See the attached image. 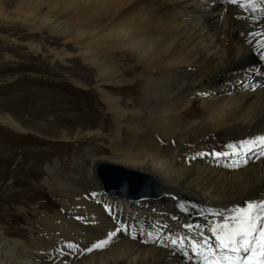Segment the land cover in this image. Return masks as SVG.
I'll return each mask as SVG.
<instances>
[{
	"label": "bare ground",
	"instance_id": "6f19581e",
	"mask_svg": "<svg viewBox=\"0 0 264 264\" xmlns=\"http://www.w3.org/2000/svg\"><path fill=\"white\" fill-rule=\"evenodd\" d=\"M83 1L81 14L75 9L60 17L52 13L53 7L78 6L80 0H18L20 7L34 10L24 16L31 30L47 27L80 45L76 46L77 55L97 72L98 92L118 127L115 139H110L111 156L90 154L91 166L72 178L75 183L53 179L55 191L68 200L63 198L66 214L44 218L45 240L87 251L76 264H199L200 258L190 248L201 241V231L209 241L213 236L196 210L190 208L185 214L176 207L180 198L192 201L196 208L264 201V151L258 150L264 144L259 139L252 146L242 143L249 136L264 137V56L256 46L264 35V3L258 0L241 7L240 2L229 0ZM29 46L40 50L33 43ZM55 54L63 61L74 56L66 49ZM254 72L245 86L234 82ZM134 81L141 86L138 107L136 101L126 103L104 88L122 89L135 85ZM74 83L84 87L80 81ZM6 125L23 129L12 120ZM122 127L129 132L125 140ZM139 136L144 137L137 139ZM235 142L241 148L224 159L225 166L216 164L212 154ZM253 151L260 154L250 164L231 168L242 162L244 152L252 157ZM101 160L151 176L164 188V197L138 200L152 203L149 209H139L142 215L162 219L157 222L184 234L190 241L189 255L172 253L173 248L160 249L156 242L146 246L129 239L120 225H133L130 212L138 206L118 203L117 223L110 215L107 198L85 194L86 189L101 190L93 177V166ZM166 200H171L167 209L170 219L160 214ZM178 223L187 229L192 226L198 237ZM111 233L115 235L109 239ZM106 240L104 247H94ZM35 242L48 249L41 241ZM26 248L25 242L9 239L0 231V264H18L19 260L42 264L36 250L28 252Z\"/></svg>",
	"mask_w": 264,
	"mask_h": 264
},
{
	"label": "rangeland",
	"instance_id": "374dc122",
	"mask_svg": "<svg viewBox=\"0 0 264 264\" xmlns=\"http://www.w3.org/2000/svg\"><path fill=\"white\" fill-rule=\"evenodd\" d=\"M75 9L81 14L84 1L80 0L78 6L53 7L52 13L67 17ZM32 12L34 10L28 11V8L20 7L18 0H0V117L3 116L0 118V231L9 239L25 242L26 251L36 250L37 259L42 264L63 261L67 264L69 259L73 262L69 264H76L87 251L75 246L67 249L59 247L58 240L48 241L45 240L46 235H43L45 217L66 214L65 197L55 191L53 179H70L75 183L77 181L72 178H78L80 171H86L91 166L90 154L111 156L112 141L115 139L113 133L118 127L113 122L114 115L107 111V105L98 92L97 72L77 55L79 49L76 46L80 45L66 41L61 34H55L47 27L38 31L31 30L26 25L24 16H29ZM30 43L40 46V50L31 49ZM63 49L74 56L63 61L55 54ZM124 66L127 67L126 64ZM131 75L133 77L134 73ZM254 76L255 72L234 82L245 86L244 83ZM74 81L82 82L84 87L76 86ZM135 85H127L122 89L110 86L104 88L122 97L126 103L134 104L136 101L138 107L141 102L137 96L141 86L139 82ZM6 116L11 117L5 119ZM11 120L23 129L7 126ZM122 128L119 130L120 134L124 130L121 135L125 140L129 137V132ZM97 131H102L104 135ZM143 137L139 136L137 139ZM244 139V145L252 146V141H257L258 137L249 136ZM237 143L219 147L212 154L216 164L225 166L222 163L224 159L227 160L241 148ZM258 150L264 151V147ZM217 153L224 155L217 156ZM244 153L242 162L231 168L250 164L252 158L260 154L253 151L251 157L247 152ZM48 169L53 171L47 172ZM85 194L98 199L107 198L110 201L108 209L115 222L118 203L130 202L138 206L130 212L133 225L128 226L126 222L120 225L129 239H138L140 244L146 246L156 242L160 249L171 251L173 248L172 253L178 251L185 256L190 254V241L184 234L169 230L167 226L157 222L163 221L162 219H152L149 214L142 215L139 206L149 209L152 203L106 195L99 189L91 192L86 189ZM162 205L160 214L170 219L167 209L171 207V200H166ZM135 224L141 227H135ZM180 226L198 237L197 233ZM173 237H176L177 245L172 244ZM35 241H41L48 249L35 245ZM18 264L25 262L19 260Z\"/></svg>",
	"mask_w": 264,
	"mask_h": 264
},
{
	"label": "snow or ice",
	"instance_id": "6c2138e0",
	"mask_svg": "<svg viewBox=\"0 0 264 264\" xmlns=\"http://www.w3.org/2000/svg\"><path fill=\"white\" fill-rule=\"evenodd\" d=\"M229 2L238 3V0H229ZM252 2L253 0H249L250 4ZM260 3H264V0H260ZM240 6H244L242 0ZM258 139L261 144H264V137ZM252 143L255 144L256 141ZM232 212L231 218L225 219L218 226L209 225L207 228V231L212 233L214 242L204 238L193 245V250H204L205 264H254L253 258L257 255L261 258V264H264V202H249L245 208L233 209ZM195 227L199 229L201 226ZM188 228L189 231L193 230L192 226ZM113 235L115 233L109 234V239ZM107 243V240L102 241L94 247L102 248ZM180 243L183 241L181 240ZM172 244L176 245L177 240H172Z\"/></svg>",
	"mask_w": 264,
	"mask_h": 264
},
{
	"label": "water",
	"instance_id": "95a60500",
	"mask_svg": "<svg viewBox=\"0 0 264 264\" xmlns=\"http://www.w3.org/2000/svg\"><path fill=\"white\" fill-rule=\"evenodd\" d=\"M93 174L105 194L118 195L131 200L164 197L162 187L151 176L109 161H97ZM160 189V190H159Z\"/></svg>",
	"mask_w": 264,
	"mask_h": 264
}]
</instances>
